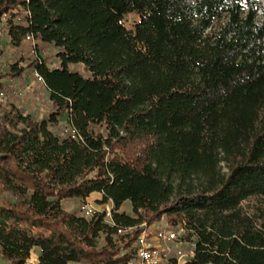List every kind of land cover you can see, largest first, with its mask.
I'll use <instances>...</instances> for the list:
<instances>
[{"label": "trees", "instance_id": "trees-1", "mask_svg": "<svg viewBox=\"0 0 264 264\" xmlns=\"http://www.w3.org/2000/svg\"><path fill=\"white\" fill-rule=\"evenodd\" d=\"M2 19L0 93L36 70L51 111L0 105V264H130L163 218L184 264H264V0H0ZM94 193L112 222L82 213Z\"/></svg>", "mask_w": 264, "mask_h": 264}, {"label": "rangeland", "instance_id": "rangeland-1", "mask_svg": "<svg viewBox=\"0 0 264 264\" xmlns=\"http://www.w3.org/2000/svg\"><path fill=\"white\" fill-rule=\"evenodd\" d=\"M134 16H130L127 18L129 24H131L134 21ZM3 39L6 40L7 34L4 32ZM18 49L9 45L6 47V51L3 54V57L1 60L3 62L9 61L11 57L13 58L15 55L19 54ZM53 68V66H51ZM73 69L81 70L80 66L73 67ZM16 106L18 110H20L25 115H31L33 118L40 120L42 117L47 116L49 112L51 111V104H50V98H49V92L45 88L43 84H40L35 81L33 77V72H30L29 74L21 77L12 79L9 81V89L4 92V97H0V105L2 108H6L7 110L11 107V105ZM63 129L56 126V129H54V132L58 135H60V131ZM88 202V201H87ZM100 200H95L92 198L89 202V204L97 209H100L98 207L100 205ZM63 208L70 212H79L80 205L77 201H65L63 203ZM121 212L130 213L131 212V205L130 202H126L121 210ZM168 226L166 218H163L160 222H158L155 226ZM154 226V228H155ZM179 240L168 244L167 247L169 248V257L170 258H177V251L180 250L182 247L180 243H183V246L189 247L191 244H194V241L191 244H187L184 240L185 234L180 229L177 231ZM164 245V244H162ZM36 250L32 251L31 257L28 260L27 264H36Z\"/></svg>", "mask_w": 264, "mask_h": 264}, {"label": "built area", "instance_id": "built-area-1", "mask_svg": "<svg viewBox=\"0 0 264 264\" xmlns=\"http://www.w3.org/2000/svg\"><path fill=\"white\" fill-rule=\"evenodd\" d=\"M3 21H0V27L3 26ZM25 40L32 46L33 53L35 52V38L32 35H27ZM33 77L36 82L44 85L43 78L36 70H33ZM0 97H4V93H0ZM57 126L64 130V132L70 135L73 139H80L78 131L72 126L68 120H60ZM100 209L92 207L89 202L82 207V213L86 218H91L97 213L104 214L107 222H112V215L114 206L112 203L100 204ZM141 232L136 239V256L130 264H167L170 260L168 244L174 243L179 240L178 230L180 229L185 234L183 228L171 229L169 226H155L150 227L147 224L141 225ZM124 231L120 230L119 234H123ZM164 244V245H162ZM183 246V243H180ZM194 257V244L190 245L188 251H177L178 264H184Z\"/></svg>", "mask_w": 264, "mask_h": 264}, {"label": "crops", "instance_id": "crops-1", "mask_svg": "<svg viewBox=\"0 0 264 264\" xmlns=\"http://www.w3.org/2000/svg\"><path fill=\"white\" fill-rule=\"evenodd\" d=\"M92 198H94L95 200H100V199H102V195L99 194V193H94V194H92V195L87 199V201L90 202V200H91ZM35 250H36V257H35V260H36V262H37V261H38V257H39V249H35Z\"/></svg>", "mask_w": 264, "mask_h": 264}]
</instances>
